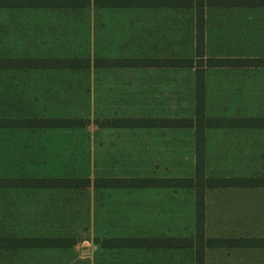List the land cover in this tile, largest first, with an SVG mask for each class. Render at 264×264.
I'll use <instances>...</instances> for the list:
<instances>
[{"label": "crops", "instance_id": "crops-1", "mask_svg": "<svg viewBox=\"0 0 264 264\" xmlns=\"http://www.w3.org/2000/svg\"><path fill=\"white\" fill-rule=\"evenodd\" d=\"M91 7V16H84L85 33L104 35L106 54L88 56L87 67L47 61L78 54H32L48 50L50 44L72 48V36L76 40L80 33L79 16ZM16 11H26V51H31L26 52V64L37 58L39 66L0 69V116L26 119L0 126V150L26 156L27 162L25 172L0 178H26V186H3L26 189V225L46 222L49 191L79 188L49 185L50 179L79 176L47 173L40 164L49 155L53 160L76 155L77 131L86 123L68 115L78 109L80 81L86 82L92 107L97 79L94 73L80 77L79 72L101 69L109 71L103 75L102 92L103 112L110 116L97 122L105 134L103 143L114 147L111 153L119 160L133 161L134 174L98 178L134 179L133 185L106 187L134 189L137 228L134 235L110 238L113 244L105 247L130 250L133 264H197L198 248L203 264H264V1L26 0L21 7L2 10L0 22L3 17L17 19L12 16ZM111 34L117 36L106 38ZM92 41L98 44L95 36ZM217 58L233 61H209ZM8 69L24 71L25 88L15 95L12 88L20 82L1 74ZM25 133L22 146L21 139H9ZM2 136H8L6 143ZM198 160L204 163L199 176ZM198 190L203 194L201 236ZM67 205L72 209V202ZM4 237L37 242L0 249L26 248V254L33 249L39 252V264H46L42 248L72 245L46 244L52 239L65 242V237ZM126 238H134V245L115 244ZM4 255L14 262L25 257L21 252Z\"/></svg>", "mask_w": 264, "mask_h": 264}, {"label": "rangeland", "instance_id": "rangeland-1", "mask_svg": "<svg viewBox=\"0 0 264 264\" xmlns=\"http://www.w3.org/2000/svg\"><path fill=\"white\" fill-rule=\"evenodd\" d=\"M93 12L91 7L83 10V14L79 16L78 29L80 33L76 36V40L75 35L72 36V48H68L69 45L66 44H50L47 48L48 50L40 48L39 51L33 50L32 54L38 55L41 53L42 55L45 53L48 57L50 55H53V57H67L71 54L100 57L102 54H106L107 49L104 50L102 47H107L102 42L104 35L85 33L87 31V19L84 16L88 15V13L91 16ZM16 15H18L17 19L13 18L8 22V19L3 17L0 22V24H3L0 26V31L2 32H0V57H26V52H31L29 50L26 51V33L24 32L26 11L12 13V16ZM16 21L20 22V24H14ZM94 36L98 39V44L93 43L92 39ZM116 36L111 34L107 35L106 38H114ZM23 72L10 69L1 72L2 75H11V77L14 76L19 79L20 85L17 82L19 87L12 88V92L15 91L13 95L25 88L24 82L26 80ZM108 72H104L101 69L79 72L80 77L94 73L97 79L94 82L95 91L91 95L93 96L92 107L91 104L88 105L87 101L88 88H86V82L80 81L78 109L75 113L68 115L72 118L79 117L78 119L82 121L80 123H86L83 128H79L77 131L78 145L76 155L73 154L70 158L69 155L65 154L62 159L58 156L56 160L50 159L54 157L49 155L46 157V162L39 163L41 168H45L43 167L44 165L46 166L47 173L89 177L91 179L90 186L73 188L72 190L56 189L49 191L47 197L50 208L47 211V219L45 223L41 220L39 225L38 220L34 221L37 222V225H26L28 220L26 217V189L15 191L7 187L0 188V214H7V217L0 216V236L22 237L26 236V234H35V236L65 237L68 240L62 243L65 245L72 244L62 248H42L46 250L44 251L46 253V264H127L130 262L129 260H131L129 264H133V254L130 250L106 248L105 245L113 244L110 238L114 236H130L137 232L134 221L135 191L128 187L113 189L106 186L99 187L94 184V180L98 177L134 174L133 161H128L127 157L119 160L116 155L111 153L114 147L108 144L104 145L105 134L97 123L98 121L101 122L102 116L106 115L103 112L104 93L102 92V79L103 75L108 74ZM19 100V107H22V98H19ZM62 109L66 110L65 107L61 108L59 106L58 110ZM65 114L64 117L67 116ZM21 116H23V113H21ZM106 116H110V114L107 113ZM74 133L73 130V137ZM2 137L4 139L1 138V142L6 143L8 136ZM22 137L25 138L26 133L24 136H16L15 138L10 136L9 139L11 142L12 140L18 142L21 139L19 143L22 146ZM26 163V156L23 158L15 152L14 154H7L0 150V175L10 174L12 171L17 173L18 171L25 172ZM70 202H72V209H70V205H67ZM7 204L10 206H7ZM14 206L20 209H13ZM19 211L20 213H18ZM21 214L23 215L20 216ZM42 249L37 250L42 251ZM7 251L13 253L21 252L25 256L21 260L24 264H39L40 259L37 257L39 252H33V249H29V253L27 252L26 254V248H11V251L0 249V255L3 257L1 258L0 256V264L21 262L18 260L14 262V259L10 257L6 258L4 254ZM24 251L25 254H23ZM30 251H32V254ZM26 255L33 256H31L32 258L27 257L28 259L26 260ZM122 257L126 260H123ZM41 263L45 264L43 261Z\"/></svg>", "mask_w": 264, "mask_h": 264}, {"label": "trees", "instance_id": "trees-1", "mask_svg": "<svg viewBox=\"0 0 264 264\" xmlns=\"http://www.w3.org/2000/svg\"><path fill=\"white\" fill-rule=\"evenodd\" d=\"M264 1V0H262ZM26 0H0V13L2 10H4L7 7H14V6H23L25 5ZM200 36V43L201 40H203L202 35ZM198 53L200 55H203V49L198 50ZM37 58L35 59H28V61H32L33 63L26 64V57H0V69L2 68H9V67H26V66H39ZM47 61H60V64H65V61H68L70 63H66L67 66H78V67H87L90 64V57L88 56H80L77 58H56V59H49ZM209 61L217 62L219 65L223 64H230L232 62V59H210ZM63 62V63H62ZM48 64H54V63H48ZM56 65V64H54ZM63 66V65H62ZM78 122L80 119L77 120ZM123 122H127L128 120H122ZM13 122L17 123H23L26 122V119L20 118V119H11L7 117L0 116V126L9 125ZM84 122V121H83ZM82 124V123H80ZM203 161L198 160L197 162V171L198 176L202 175L203 172ZM106 182V183H105ZM134 179H117V178H111V179H104V178H97L94 180V184L96 186L102 187V186H129L133 185ZM213 183H227V184H233L234 180H215L213 179ZM27 181L26 178H0V187L3 186H26ZM49 185L53 186H78V187H86L90 186L91 179L89 177H79V178H73V179H50L48 180ZM204 234V225H203V194L200 190H198L197 194V235L201 236ZM134 238H126L122 240H118L117 245L121 246H133L134 245ZM43 244V243H41ZM47 245L51 246H59L63 243L61 241H56V239H52L46 243ZM31 245H37V242L33 240H28L26 237L22 238H11V237H2L0 236V248H6V247H24V246H31ZM201 250L197 249V264H203L201 259Z\"/></svg>", "mask_w": 264, "mask_h": 264}]
</instances>
